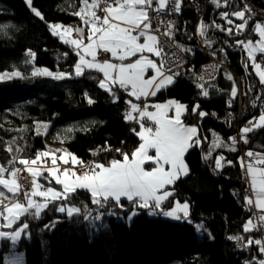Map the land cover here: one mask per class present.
Masks as SVG:
<instances>
[{"label":"trees","instance_id":"obj_1","mask_svg":"<svg viewBox=\"0 0 264 264\" xmlns=\"http://www.w3.org/2000/svg\"><path fill=\"white\" fill-rule=\"evenodd\" d=\"M198 3L204 6L201 24L212 25L215 21L224 28L229 27L218 15L226 10L223 4L217 9L210 0H198ZM231 3L234 7L228 11L244 9L245 5L251 7L253 11L246 12L251 17L249 27L255 21L264 22V0H231ZM81 6L80 0H32L31 7L26 0H0V74L19 71L23 75L19 79L0 81V166L8 167L17 155L35 158L38 150L60 155L53 152L58 140L56 135L61 136L67 153L89 164L108 165L112 159H122L115 151L117 148L131 153L140 144L132 131L135 128L138 132L139 124L125 120L124 106L129 105V100L137 104L141 101H134L115 86L113 91L119 100L114 102L113 95L98 86L103 75L96 70L84 69L83 75L76 77L74 65L78 57L70 46L51 33L50 24L81 27L82 21L73 15ZM32 8L44 19L37 17ZM198 18L196 9L183 0L174 38L191 49L187 53L185 72L166 90L147 99V103L175 99L189 110L198 104V111L206 113L203 118L190 111L183 114L186 125L198 127L201 145L185 154L189 174L168 186V190L174 191L170 200L189 203L188 219L192 223L149 215L147 209L138 210L129 220L132 205L127 201L121 203L129 211L117 207L100 209L91 204L87 191L78 190V195L68 203L81 208V214L67 217L50 206L39 219L23 216L15 228L21 223H28L29 228L15 244L10 240L0 241V264H4L5 256L15 252L24 254L25 264H245L253 255L261 257L255 246L242 250L228 237L244 236L246 240L249 236H258L254 232L245 233L242 228L252 212L243 202L245 185L237 157L248 149L264 153V128L250 132L248 144L241 142L236 152L214 148L211 134L230 144L228 138L235 134L237 125L236 120L229 118L230 111L235 112L239 105L241 122L260 113L258 107L252 106L255 97L261 96L259 78L246 51L233 43L235 39L245 38L255 42L258 35H249L246 29L244 36L229 37L210 28L208 35L214 41V48L225 49L226 54L218 55L225 66L219 68L211 81L203 83L209 90V97H204L197 87L198 74L208 59L193 36ZM27 50L35 53L31 63L27 62ZM256 56L261 62L263 55ZM245 63L249 65L247 69ZM34 69L73 75L55 80L44 75L33 76ZM228 74L233 76L238 89L232 107L227 104L233 86L227 79ZM249 88L254 91L245 95ZM85 94L95 102L90 105ZM44 124L48 125L47 130ZM9 146L12 152L7 150ZM108 146L110 151L105 150ZM205 155L211 158L205 160ZM221 155L233 164L216 170L214 160ZM15 166L22 167L18 163ZM50 185L59 187L53 181ZM108 212L114 214L108 215ZM100 213H104L102 219L95 220ZM197 224H202L201 230L207 232L202 239H198Z\"/></svg>","mask_w":264,"mask_h":264},{"label":"snow or ice","instance_id":"obj_2","mask_svg":"<svg viewBox=\"0 0 264 264\" xmlns=\"http://www.w3.org/2000/svg\"><path fill=\"white\" fill-rule=\"evenodd\" d=\"M210 2L217 9L223 4L226 10L218 12V15L229 27H221L215 21L212 25L201 24L199 35L203 38V44L213 49V56H216L218 52L225 53L224 48H214V41L208 35L210 28L226 33L229 37L244 36L246 29L249 35H258L259 40L255 42L245 38L235 39L233 43L247 52L251 67L259 77V83L264 85V68L261 66L264 56L261 57V62H257L255 55V52L264 54V22L255 21L249 27L251 17L246 16L247 5L241 10L228 11V8L234 7L231 0H210ZM26 3L29 7L32 6V0H26ZM80 3L82 7L73 15L79 17L84 26L64 27L60 24H50L52 34L58 35L62 43L70 46L79 57V62L74 65L76 77L83 75L86 68L94 69L103 74V79L99 80L98 86L113 95L114 102L119 100L113 91L116 85L137 101L143 98L145 101L143 107L129 100L127 103L130 110L125 114L126 121H135L139 124L140 130L137 132L133 128L132 131L136 133L141 143L131 153L117 148L115 151L120 153L122 160L112 159L108 165L104 163L86 165L74 154L66 153L56 157L55 154H50V150H38L35 158L32 159L14 156L9 161L8 167L0 166V217H3L7 227H11L23 216L33 219L41 218L43 213L50 210V206L55 211L72 217L74 214H81V208L70 205L68 202L78 195V190H84L90 194L91 204L100 209L117 207L129 211L121 203L122 199L127 201L132 205L128 215L129 220L138 214V210L147 209L149 215L159 214L192 223L188 219L189 203L170 200V197L174 196V191L168 190V186L174 185L181 176L189 174L184 159L185 154L190 148L201 145L198 127L186 125L182 115L190 111L203 118L206 113L198 111V104L189 110L186 105L174 99L163 103L146 102L149 97H155L157 93L166 90L175 83L176 77L182 75L174 69L179 68L183 61L172 49L176 48L185 53L191 52L190 48L182 47L175 41V24L165 19L169 14L176 15L182 12V0H91V2L80 0ZM32 11L37 17L44 19L38 10L32 8ZM154 20L159 23L154 25ZM236 20L241 22L235 23ZM161 25L165 26L164 31H161ZM85 28H87L86 35ZM72 33H75L74 38L66 36ZM169 41L172 42L171 45ZM101 53L110 54L111 60L99 59L98 56ZM64 55L67 56V53ZM27 56L29 57L27 62L31 63L35 53L27 50ZM133 57L136 59H132ZM125 61L128 62L125 63ZM248 66V63L244 64L246 69ZM218 67L219 65L212 66V68ZM32 75H44L61 80L72 78L73 73H54L48 69H34ZM16 77H21L19 71L5 72L0 74V81ZM198 79L204 78L201 76ZM227 79L233 82L231 98L227 102L228 107H232L238 89L231 74L227 75ZM197 87L202 90L204 97H209V90L203 83H198ZM252 91L254 89L249 88L244 94L248 95ZM85 97L90 105L95 102L87 94ZM256 101L260 103L257 104ZM252 106L259 107L260 114L258 117L253 116L249 119L238 133L239 139L245 145L249 142L250 132L256 128H264V99L258 94ZM150 107L155 111H149ZM170 111H174V115L170 116ZM133 113H138V116H133ZM145 121L151 122L150 126H146ZM37 127L39 128V125ZM43 128L47 130L48 125L44 124ZM228 139L231 141L230 144L216 137L213 147L227 148L230 152H236L237 137L230 136ZM7 150L13 151L11 146ZM105 150L110 151V146ZM150 151L154 154H150ZM16 152L19 153L20 149H16ZM92 154L96 155L95 152ZM210 158V155L204 156L205 160ZM58 160L64 165L71 162L73 167L71 169L65 167L61 173L57 166ZM222 161H224L223 165ZM237 161L242 172L249 178L246 183L252 193L248 195L249 188H245L243 202L252 212V216L246 220L242 228L245 233H260L264 231V153L248 149L243 155L237 157ZM17 163L23 168L16 167ZM214 164L216 169H221L223 166H232L233 162L225 160V157L221 155L215 158ZM77 165H79V171L76 170ZM22 172H27L32 178L28 188L19 182L23 178ZM44 172H47V175H44ZM41 180L49 185L54 180L55 185L60 186V190L52 186L45 187L39 182ZM37 197L39 199H35ZM89 215L90 213L84 218L88 219ZM103 215L104 213H100L94 219L100 220ZM4 226L0 224V227ZM28 228V223H21L11 232L0 231V239H10L15 244L22 234H26ZM196 228L199 231L203 229V225L197 224ZM228 239L235 241L242 250L255 246L261 254H264V235L249 236L246 240L244 236H229ZM11 264H21V261L17 258ZM245 264H264V259L253 257Z\"/></svg>","mask_w":264,"mask_h":264},{"label":"built area","instance_id":"obj_3","mask_svg":"<svg viewBox=\"0 0 264 264\" xmlns=\"http://www.w3.org/2000/svg\"><path fill=\"white\" fill-rule=\"evenodd\" d=\"M183 1V0H182ZM185 1H187L188 3H190V5L191 6H193L195 9H196V11H197V13H198V16H199V18H198V20H197V22H196V24H195V29H194V33H193V36H194V38H196V40H197V42H198V45H199V47L202 49V51L204 52V54L206 55V58L208 59V61L206 62V63H204V64H202V66H201V69H200V72H199V74H198V77H203L204 79L203 80H200V79H198V81H200V83H208L209 81H211L215 76H217L218 75V72H219V68L221 67V68H223L225 65L221 62V60H220V58H218V55H219V52L217 53V55L216 56H213L212 55V51H213V49H209V48H207L204 44H203V42H202V40H203V38L202 37H200V35H199V29H200V25H201V22H202V15H203V12H204V6H201L199 3H198V0H185ZM247 8H248V10H250V11H253L252 9H251V7L248 5L247 6ZM182 13V12H181ZM181 13H179V14H176V15H172V14H169V15H167L166 17H165V19L166 20H170V21H173L174 22V24H176V21H177V19H178V16H180L181 15ZM253 13V12H252ZM99 15H102V13H98ZM157 23H159V21H157V20H154L153 21V24L155 25V24H157ZM218 24V23H217ZM71 27H73V26H71ZM221 27H223V26H221ZM164 29H165V26L164 25H161V31H164ZM216 30V29H215ZM216 31H218V30H216ZM159 35V34H158ZM162 39H165L164 37H161ZM175 41L177 42V43H179L182 47H183V45H182V43L180 42V41H177L176 39H175ZM171 41H169V44L171 45ZM172 50H174V51H176L177 52V55L182 59V61H183V63L181 64V66L179 67V68H176V69H174L175 71H178V72H181L182 73V75L184 74V69H185V67H186V63H187V57H188V54L187 53H185V52H182V51H180L179 49H176V48H173ZM98 58L99 59H101V60H103V59H105V58H107V59H110L109 58V56L108 55H106V54H103V53H101V54H99V56H98ZM213 65H219V67L218 68H212V66ZM181 76V75H180ZM260 89H261V98L262 99H264V87L263 86H261L260 87ZM123 92V91H122ZM260 103V102H259ZM140 106L141 107H143V104L141 105L140 104ZM259 108V107H258ZM130 110V106L128 105V106H124V112H125V114L128 112ZM154 109L153 108H149V111H153ZM133 116H138V113H133ZM229 118H231V119H234V120H236L235 122H237L236 124V129H235V134L233 135V136H235V137H237V147L239 146H241V140L239 139V136H238V133H239V131H240V129L243 127V126H245L246 125V123H247V121H243V122H241V115H240V111H239V105L237 106V110L234 112V111H230V113H229ZM249 120V119H248ZM245 159H247V157H245ZM86 165H88V163H85ZM214 167H215V164L213 165ZM65 167H67V166H63V167H61V169H60V171H61V173H62V171H63V169L65 168ZM216 169V168H215ZM216 170H220V169H216ZM241 174H242V176H243V183H244V185H245V188L246 187H248L249 188V190H248V192H247V194L248 195H251L252 193H251V190H250V187H249V185L246 183L247 181H248V177H246L245 176V174H244V172H242L241 171ZM21 175H22V179L19 181L22 185H24L26 188H28L29 186H30V176L28 175V173L27 172H22L21 173ZM243 195H245V190H244V193H243ZM252 215V214H251ZM255 233V232H254ZM262 232H260V233H257V235H259L260 236V234H261ZM253 257H255L256 259H261L262 257H257L256 255H253Z\"/></svg>","mask_w":264,"mask_h":264},{"label":"rangeland","instance_id":"obj_4","mask_svg":"<svg viewBox=\"0 0 264 264\" xmlns=\"http://www.w3.org/2000/svg\"><path fill=\"white\" fill-rule=\"evenodd\" d=\"M178 20V19H177ZM177 22V21H176ZM84 25H82V27H83ZM64 27H67V26H64ZM51 30V29H50ZM51 33H52V30H51ZM74 34L75 33H72V34H66V36L68 37V38H74L75 36H74ZM55 36H58V35H55ZM59 37V36H58ZM257 40H259V36H258V38L255 40V41H257ZM62 42V41H61ZM85 43H87V41L85 40ZM258 54H261V53H259V52H255V55H258ZM246 55H247V52H246ZM264 55V54H263ZM86 59H91L90 57H85ZM133 59H136V58H133ZM78 62H79V57H78ZM77 62V63H78ZM128 61H125V63H127ZM257 62H260L259 60H257ZM250 65H251V61H250ZM261 66H262V68H264V63H261ZM254 72H255V70H254ZM5 73V72H4ZM8 73H11V72H8ZM2 74V73H1ZM23 75L21 74V77H22ZM21 77H16V78H12V79H19V78H21ZM258 77V76H257ZM259 78V77H258ZM12 79H5V80H3V81H7V80H12ZM175 100V99H174ZM168 101V100H167ZM166 102V101H165ZM161 103H163V102H161ZM149 104H152V103H149ZM155 111V110H154ZM260 114V113H259ZM259 114H258V116H259ZM169 115L171 116V115H174V111H170L169 112ZM183 116V115H182ZM257 116V117H258ZM147 126V125H146ZM148 126H150V124L148 125ZM189 126V125H188ZM211 134H212V141H214L215 139H216V137H218V135L217 134H215V135H213V132H211ZM56 137H57V144H55V146H54V151L53 152H57L58 154H60V155H58V156H56V157H59V156H61V155H65L67 152H66V150L64 149V147H63V140H62V138H61V136L60 135H56ZM138 137V136H137ZM49 143H52V144H54L52 141L51 142H49ZM141 143V142H140ZM139 146V145H138ZM137 146V147H138ZM51 151V152H52ZM150 154H154V152H152V151H150ZM69 158V161H70V157H68ZM122 160V159H121ZM85 164V163H84ZM89 164V163H88ZM48 166L50 167L51 166V161L49 160L48 161ZM60 169H61V167H63V166H67V168H69V169H71L73 166H72V164H71V162H69L67 165H64L63 164V162L62 161H60V160H58V165H57ZM146 167H147V165H146ZM20 168H23V166L22 167H20ZM76 170L77 171H79V165H77L76 166ZM188 170H189V168H188ZM45 174H47V172H44ZM29 175V174H28ZM30 176V175H29ZM183 177H185V176H181L180 178H183ZM6 178H7V176H6ZM31 176H30V181H31ZM39 182H41V183H43L44 184V186L45 187H48V186H52V187H54L55 189H57V190H60V187H57V186H53V185H49V184H47V183H45L44 181H39ZM53 182L55 183V181L53 180ZM30 187V186H29ZM35 199H39L38 197L37 198H35ZM176 201H178V200H176ZM180 202V201H179ZM180 203H183V202H180ZM180 215H182V213H180ZM162 217L164 218V219H169V220H172V221H176V220H174V219H172V218H170V217H164L163 215H162ZM181 220H184V219H181ZM19 223V221L16 223V224H14V225H12L11 227H7L6 226V222L3 220V217H0V224H4L5 226L2 228V227H0V231H5V232H7L8 230L10 231V229H14L15 228V226L17 225ZM8 229V230H7ZM11 232V231H10ZM197 236H198V239H202V237H203V233H206L207 234V232L205 231V230H197ZM260 235H264V233H263V231H262V233L260 234ZM259 236V235H258ZM1 240H10V239H0V241ZM11 241V240H10ZM18 241V240H17ZM12 242V241H11ZM13 243V242H12ZM261 259H264V254H261ZM17 258H19L20 259V261H21V264H25V257H24V254L22 253V252H15V253H13V254H9V255H7V256H5V259H4V264H11V262L12 261H14V260H16ZM260 258V257H259Z\"/></svg>","mask_w":264,"mask_h":264},{"label":"crops","instance_id":"obj_5","mask_svg":"<svg viewBox=\"0 0 264 264\" xmlns=\"http://www.w3.org/2000/svg\"><path fill=\"white\" fill-rule=\"evenodd\" d=\"M82 7V6H81ZM81 21V20H80ZM82 25H83V23H82ZM82 27V26H81ZM86 29V31H85V35L87 34V28H85ZM74 36H75V34H74ZM106 55H108L109 56V58H110V60H111V56H110V54H106ZM145 55H148L147 53H145ZM261 55H263V54H261ZM264 56V55H263ZM78 57V56H77ZM133 58H136V57H133ZM132 58V59H133ZM150 58H152V59H156L154 56H150ZM77 62H78V58H77ZM113 62H118V61H113ZM87 69V68H86ZM89 70H94V69H89ZM254 70V69H253ZM255 73V72H254ZM102 74V73H101ZM103 75V74H102ZM256 75V74H255ZM258 78V77H257ZM261 85V84H260ZM116 86H118V85H116ZM261 86H263L264 87V85H261ZM119 87V86H118ZM123 90V89H122ZM123 91H125V90H123ZM125 94L127 95V92L125 91ZM131 98H133L134 99V101H137V100H135V98L134 97H131ZM150 98V97H149ZM148 98V99H149ZM145 101L143 100V98H142V100H141V102L139 103V104H143ZM147 102V101H146ZM155 110V109H154ZM153 110V111H154ZM147 123H148V125L149 124H151V122H149V121H147ZM56 155V154H55ZM47 175V174H46ZM248 180H249V178H248ZM42 181V180H41ZM60 187V186H59ZM123 200V199H122ZM3 228V227H2ZM8 230V229H7ZM13 230V228L12 229H10V231H12ZM9 230L7 231V232H10ZM21 238V237H20ZM19 238V239H20ZM18 239V240H19Z\"/></svg>","mask_w":264,"mask_h":264}]
</instances>
